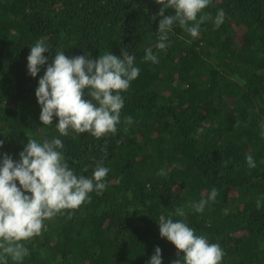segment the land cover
Here are the masks:
<instances>
[{
	"label": "trees",
	"instance_id": "1",
	"mask_svg": "<svg viewBox=\"0 0 264 264\" xmlns=\"http://www.w3.org/2000/svg\"><path fill=\"white\" fill-rule=\"evenodd\" d=\"M161 7L156 0H0V151L18 160L28 139L58 136L77 175L109 169L100 194L45 219L22 241L23 261L7 264H147L157 245L162 264H172L178 249L161 237V215L218 243L221 264H264V0H210L197 37L175 23L158 49ZM218 10L224 19L216 27ZM37 40L49 60L33 77L27 56ZM149 47L158 62L143 59ZM121 49L140 73L122 92L115 133L61 136L42 124L35 89L56 52L96 58ZM213 187L216 198L196 212L191 202Z\"/></svg>",
	"mask_w": 264,
	"mask_h": 264
},
{
	"label": "clouds",
	"instance_id": "2",
	"mask_svg": "<svg viewBox=\"0 0 264 264\" xmlns=\"http://www.w3.org/2000/svg\"><path fill=\"white\" fill-rule=\"evenodd\" d=\"M156 3L162 5L159 12L162 18L156 30L158 49L166 47L175 23L192 37H197L201 23L208 18L205 15L198 18V14L210 0H156ZM168 8L174 9V13L165 15ZM223 19V10H218L215 26L218 27ZM48 49L43 40H37L30 47L27 70L31 76L36 77L41 66L49 60L44 55ZM143 59L158 62L151 47L145 50ZM139 73L135 56L124 49L120 55L109 51L96 58L90 55L68 57L64 50L56 52L35 89L41 108L39 120L43 125L54 124L61 136H67L71 131L88 132L96 138L115 133L125 103L122 92ZM85 89L87 99L83 98ZM54 118H58L55 123ZM125 119L128 124L133 122L131 116ZM3 143L0 140V149ZM63 148V140L52 136L42 141L28 139L18 160L0 151V264H7L8 257L14 262H22L29 252L22 241L38 235L45 219L64 209L78 208L91 199V192L100 194L107 187L104 181L109 171L107 167L98 165L91 177L77 175L65 159ZM246 161L249 167H255L251 154L246 156ZM216 196L217 190L213 187L207 197L191 202V207L202 212ZM257 207H260L259 201ZM176 215L183 217L184 210L177 208ZM158 225L161 237L178 249L179 258L172 264H221L224 256L221 246L209 243L204 235H197L184 219L174 220L171 215H161ZM162 259V249L157 245L147 264H162Z\"/></svg>",
	"mask_w": 264,
	"mask_h": 264
}]
</instances>
